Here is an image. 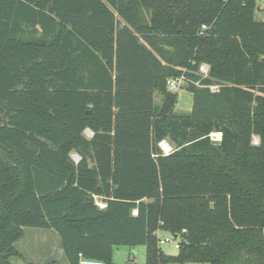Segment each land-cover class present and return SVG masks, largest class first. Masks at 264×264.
I'll return each mask as SVG.
<instances>
[{
    "label": "trees",
    "instance_id": "1",
    "mask_svg": "<svg viewBox=\"0 0 264 264\" xmlns=\"http://www.w3.org/2000/svg\"><path fill=\"white\" fill-rule=\"evenodd\" d=\"M258 8L256 0H0V264L19 255L22 227L55 230L69 264L79 254L113 264L116 245H143L144 264H264ZM181 73L194 98L189 115L173 112L177 93L166 86ZM158 230L177 236L175 256L157 245Z\"/></svg>",
    "mask_w": 264,
    "mask_h": 264
},
{
    "label": "rangeland",
    "instance_id": "2",
    "mask_svg": "<svg viewBox=\"0 0 264 264\" xmlns=\"http://www.w3.org/2000/svg\"><path fill=\"white\" fill-rule=\"evenodd\" d=\"M258 6L263 4L257 1ZM264 15V14H263ZM261 15V16H263ZM264 18V16H263ZM141 19L148 20V12L141 10ZM176 101L173 105V112L177 114H192L194 107L193 93L188 89H181L176 92ZM162 105V96L160 93H154V107L156 111ZM84 135L89 138L91 133L89 130L84 131ZM212 141H217V136H212ZM251 141L258 142V137L251 134ZM162 152L170 153L174 149V144L168 139H164L163 143H159ZM163 145V148L161 147ZM167 148V150H166ZM76 153H71V158L74 162L77 160ZM157 237L163 239L169 238V242H164L159 245L164 255L175 256L178 248L175 247V242L178 241L170 232L164 230L157 231ZM14 249L19 255L9 257L11 264H69L67 258L64 256L60 239L57 232L50 228H36V227H22V236L13 243ZM112 263L113 264H144L145 263V247L143 245L126 246L116 245L112 249ZM186 264H207L189 262Z\"/></svg>",
    "mask_w": 264,
    "mask_h": 264
},
{
    "label": "built area",
    "instance_id": "3",
    "mask_svg": "<svg viewBox=\"0 0 264 264\" xmlns=\"http://www.w3.org/2000/svg\"><path fill=\"white\" fill-rule=\"evenodd\" d=\"M256 1H259V2H261L264 5V0H256ZM205 28H206L205 25H201V28H200L201 30L200 31H202ZM209 70H210L209 64L206 63V62H201L199 64V66H198L197 74L201 78H206V77L209 76ZM188 81H190V80L186 78L185 74L184 73H181L180 75H177L175 77L168 78L167 81H166V86H167V89L169 91L177 92V91L183 89V85H185ZM195 84L196 85H199V81H196ZM208 89H209L210 92H218L219 91V85L218 84H210V85H208ZM214 134L218 138L217 141L221 139V133L220 132H211L209 134L210 138H212V136H214ZM160 142L162 144L163 143V140L160 141ZM161 147L163 148V145H161ZM166 150H167V148H166ZM165 154H168V152L166 151ZM75 158L77 159L75 162H77L78 159H79V156L76 154V157ZM93 198H94V202L100 208L105 207V203L102 202V201H100L97 196L93 195ZM133 214H136V210L133 211ZM173 237H175L177 239V236H174L173 235ZM169 241H170V239L167 238V237H165L163 239L157 238V245L159 246L160 244H162L164 242H169ZM174 245H175L176 248H178L179 241H176ZM78 264H104V262L102 260H100V259L89 258V257H85V256L79 254ZM128 264H131V263H128Z\"/></svg>",
    "mask_w": 264,
    "mask_h": 264
},
{
    "label": "crops",
    "instance_id": "4",
    "mask_svg": "<svg viewBox=\"0 0 264 264\" xmlns=\"http://www.w3.org/2000/svg\"><path fill=\"white\" fill-rule=\"evenodd\" d=\"M263 14H264V5L263 6H259L258 12H257V17L262 18L264 16ZM261 15H263V16H261Z\"/></svg>",
    "mask_w": 264,
    "mask_h": 264
},
{
    "label": "water",
    "instance_id": "5",
    "mask_svg": "<svg viewBox=\"0 0 264 264\" xmlns=\"http://www.w3.org/2000/svg\"><path fill=\"white\" fill-rule=\"evenodd\" d=\"M89 112V111H88Z\"/></svg>",
    "mask_w": 264,
    "mask_h": 264
}]
</instances>
